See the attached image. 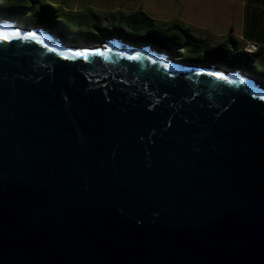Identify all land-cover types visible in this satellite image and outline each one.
Here are the masks:
<instances>
[{
  "label": "water",
  "instance_id": "95a60500",
  "mask_svg": "<svg viewBox=\"0 0 264 264\" xmlns=\"http://www.w3.org/2000/svg\"><path fill=\"white\" fill-rule=\"evenodd\" d=\"M0 264H264L263 80L0 18Z\"/></svg>",
  "mask_w": 264,
  "mask_h": 264
},
{
  "label": "crops",
  "instance_id": "0c3cea01",
  "mask_svg": "<svg viewBox=\"0 0 264 264\" xmlns=\"http://www.w3.org/2000/svg\"><path fill=\"white\" fill-rule=\"evenodd\" d=\"M77 1L79 3L75 10L67 8L64 12H70L79 23L85 21V25L98 19L106 20L102 22H108V19L114 21L119 18L118 11L127 12L134 8H142L159 24L177 21L187 25L191 33L203 35L211 45L221 43L228 53L251 51L258 46L256 53L248 54L246 59L237 61L242 65H249L252 70L238 67L237 62L234 66L247 72H257L264 80V0ZM228 33L234 38L233 42L227 40ZM258 67L259 69H256Z\"/></svg>",
  "mask_w": 264,
  "mask_h": 264
},
{
  "label": "trees",
  "instance_id": "16d2710c",
  "mask_svg": "<svg viewBox=\"0 0 264 264\" xmlns=\"http://www.w3.org/2000/svg\"><path fill=\"white\" fill-rule=\"evenodd\" d=\"M26 4L28 3H23V5ZM29 6L33 8L31 9L30 15L34 14L35 16H38L41 19L38 23H41L49 29L51 27H55V25L58 24L56 20L51 19V15L56 16L54 12L48 13L46 11L49 8H55L51 4L43 2L39 6V4L34 5V3H31V5ZM117 15L119 18L116 19V22L115 20L111 21L110 19H108V22H102V20L98 19L87 24V26H96L98 31H93L92 28H87L86 30H79L77 32L72 33L74 34V38L77 40L76 42L85 43L89 41L103 40L109 37L111 34L119 35L124 39H129L131 38L130 36L133 30H135L137 33H139L138 35H143L144 33H149L150 35H153V37L157 39L156 41L151 40L152 43L158 46L159 48H162L169 52L171 56L180 55L182 47H185L186 50L189 52H197V57H199V54L201 53L203 54V56L205 54H215L217 57L216 61H218L220 65L225 67L234 66V63L237 62L239 59H246L248 54H251L253 52L256 53V50L258 49L257 46L251 51L241 50L228 53L224 45H222L221 43L211 45L210 43H208L207 39L204 38L203 35L201 36L191 33V30L187 27V25H182L177 21H172L171 23L169 22L165 25L159 24L153 19L151 15L146 13V11L142 8H134L127 12L118 11ZM32 19L33 18L30 17L27 19H23L21 23L34 25L37 24V22H34V20ZM53 23H55L54 26L51 25ZM57 26L60 27L59 24ZM56 31L60 34H64V32L60 30ZM226 38L231 42L234 41V38L230 33L227 34ZM196 61L197 63H206V61H204L203 59ZM237 64H239L238 67L240 68H250V70H252L251 67H248L249 65H242L241 62H237Z\"/></svg>",
  "mask_w": 264,
  "mask_h": 264
},
{
  "label": "rangeland",
  "instance_id": "374dc122",
  "mask_svg": "<svg viewBox=\"0 0 264 264\" xmlns=\"http://www.w3.org/2000/svg\"><path fill=\"white\" fill-rule=\"evenodd\" d=\"M35 1V2H34ZM0 0V18H6V19H10V20H17V22L19 24H23L21 23L23 19H27V18H33L32 20H34V22H37V24L35 25L36 27L42 26L41 23H38L41 19L38 16L30 15L31 13V8L29 5H31V3H34V5H38L40 6L41 3L43 2H47L50 3L52 6H54L55 8L51 9L49 8L48 10H46L48 13H53L56 16L51 15V19L56 20V22L60 25V27H58L55 23L51 24V25H55V27H51L49 29L52 34L60 36L62 38H66L68 42L70 43H84V42H76L77 40L74 38V32H77L79 30H86L87 28H92L93 31H98L96 26H87L85 25V21H80V23L77 21V19L74 17V15H71L70 12L69 13H65L64 10L65 9H70V10H75L76 9V5L79 3V1L77 0ZM28 3L26 5H23V3ZM53 10V11H52ZM91 18V17H90ZM92 19V18H91ZM102 21H106L105 19H101ZM116 22V20H115ZM114 22V23H115ZM52 23V21H51ZM27 25H32V24H27ZM60 30L62 32H64V34H60L58 33L56 30ZM57 32V33H56ZM139 33H137L135 30H133V32L131 33V38L129 39H124L122 37H120L119 35L118 38H120V40L122 41H127V42H132L135 44L138 43H146V42H151V40L156 41L157 38H154L153 35H150L149 33H144L143 35H138ZM156 37V36H155ZM92 41L89 42H85L84 44H90ZM152 45H154L152 43ZM156 46V45H155ZM180 55L175 56L177 58H179L182 61H186V62H192V63H197L196 60H200L203 59L204 61L211 63H218L217 57L216 55L212 54V55H208L205 54L203 56V54H199L200 56L197 57V52H189L186 50L185 47H182V50L180 51ZM170 54V53H169ZM171 55V54H170ZM212 57V58H210ZM215 58V59H214ZM211 59V60H210ZM215 60V61H214ZM256 69H259L256 68ZM247 70H250V68H248ZM247 72V71H246ZM252 71H249L248 73H251ZM254 73V72H252ZM254 75L259 76L258 73H254ZM261 78V76H259ZM263 80V78H261ZM264 82V80H263Z\"/></svg>",
  "mask_w": 264,
  "mask_h": 264
},
{
  "label": "snow or ice",
  "instance_id": "6c2138e0",
  "mask_svg": "<svg viewBox=\"0 0 264 264\" xmlns=\"http://www.w3.org/2000/svg\"><path fill=\"white\" fill-rule=\"evenodd\" d=\"M221 78L226 79V77H221Z\"/></svg>",
  "mask_w": 264,
  "mask_h": 264
},
{
  "label": "flooded vegetation",
  "instance_id": "af4514ba",
  "mask_svg": "<svg viewBox=\"0 0 264 264\" xmlns=\"http://www.w3.org/2000/svg\"><path fill=\"white\" fill-rule=\"evenodd\" d=\"M24 24V23H23Z\"/></svg>",
  "mask_w": 264,
  "mask_h": 264
}]
</instances>
